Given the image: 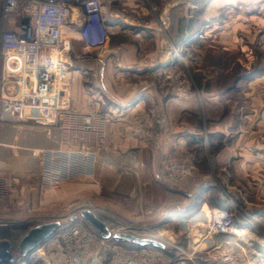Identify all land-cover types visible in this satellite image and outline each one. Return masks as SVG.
<instances>
[{
    "label": "crops",
    "instance_id": "crops-1",
    "mask_svg": "<svg viewBox=\"0 0 264 264\" xmlns=\"http://www.w3.org/2000/svg\"><path fill=\"white\" fill-rule=\"evenodd\" d=\"M218 1L220 0H165V7L158 13L152 9V2L149 0H102L106 21L114 26L117 32L94 54L72 57L74 83L71 105L78 112H86L93 101H98L100 108L114 118L108 146V157L111 161L114 162L116 155L122 154L125 149H145L147 152L151 150V165H157L158 146L135 137L125 123V117L121 115L153 102L156 93L148 76L158 65L177 59V56L171 53L169 55V51L159 57L158 62H152L148 55L149 52H166L163 34L171 9L176 5H183L188 11L185 17L191 19L198 4L212 6ZM225 3L232 2L226 0ZM239 19L237 18L236 24L223 25L219 41L224 44V49L240 45L241 40L236 35L240 25ZM195 32L196 30L185 29V32L181 33L182 40L179 39L178 43L189 41L195 36ZM148 37L155 38L156 46L152 49L144 47L143 43ZM259 69L253 83L264 80V66ZM243 81V78H238L235 85L226 90H206L203 93L207 102L225 107L220 113L225 119H220L215 125L201 126L195 93L184 102L189 108L182 106L180 100L174 96L166 99L173 119L168 149L180 155L189 148L195 156L202 157L201 163L206 166L202 174L196 163L191 162L193 173L177 188L179 191H189L195 199L189 211L192 214L190 219L181 218L180 221L193 230L190 241L193 242L194 249L185 259L193 252L232 243L233 248L236 247L235 250H242H238L239 255L246 259L248 264H264V237L256 233L255 221L245 213L243 220L234 226L235 229L242 230L241 232H216L210 226V218L218 207L206 199V194L212 188L220 187L222 192L224 189L229 190L244 202L246 211L259 216L256 219L264 224V109L242 108L243 103L230 96L232 91L239 90ZM234 101L236 104L232 108V114L236 117L235 123L228 117V105ZM255 101L257 102V99ZM258 101L261 104V101ZM186 110L190 115H195V121L185 123L182 120V113ZM66 120L70 121L71 116H67ZM75 134L61 130L59 125L47 126L26 117L19 123L0 122L1 220L24 223L35 212H42L50 206L54 193L58 190L48 189L41 194V155L36 150L78 148L82 138ZM88 137L95 140L98 136L94 133ZM198 145L204 146L203 154H197V151L193 150ZM161 147L164 149L165 144ZM222 198L223 195L220 197L221 207L228 206V203H223ZM180 211L176 210L171 214H180ZM173 217L177 218L175 215ZM44 245H47L46 248L37 252V255L45 259V264H65L63 252L57 244L51 242Z\"/></svg>",
    "mask_w": 264,
    "mask_h": 264
},
{
    "label": "rangeland",
    "instance_id": "rangeland-1",
    "mask_svg": "<svg viewBox=\"0 0 264 264\" xmlns=\"http://www.w3.org/2000/svg\"><path fill=\"white\" fill-rule=\"evenodd\" d=\"M149 1L152 2L150 4L152 9L158 13L165 7L163 4L165 0ZM157 1L158 4H156ZM225 1L220 0L212 6H207L205 3L198 4L191 19L185 17L188 11L183 5L174 6L169 12L170 14L168 13L169 19L166 20L165 34H163L166 47L164 51L166 52H147L152 62H158L159 57L168 51L169 55L171 53V55L177 56L176 60H169L162 64V66L164 65L162 69H165L166 72L164 76L167 74L170 76L169 78L166 76L164 84L158 81L162 70L159 69L161 65L154 68L148 76L156 93L153 102L162 105L167 117V125L158 139L159 159L157 165H151V150L149 153L145 149L142 151L125 149L122 154L116 155L115 165L112 168L103 170L100 166L95 174L68 179L45 190L40 189L41 194H44V191L48 189H55L58 192L54 193L53 201L47 209L35 212L27 219V222L8 221V230L11 229L14 232V241L17 242L21 234L32 224L83 218L81 212L84 209H90L113 231H130L163 242V249H154L161 251L168 264H202L199 258L210 252L217 251L216 254H220L223 251L231 250L239 254V251H242L241 249L235 250L236 247L233 248L231 243L225 246L220 245L218 248L193 252L188 259H185L188 257L187 254L194 249L193 242L190 241L193 230L181 224L180 221L181 218L183 220L190 219L192 214L189 211L195 199L192 198L189 191H179L177 188L188 176L179 182L163 181L158 177L160 161L164 155L175 157L184 162L191 169V174L193 173L191 162L196 163L202 174L206 170L204 163H201L202 157L195 156L189 148H186L180 155L174 154L168 149L173 119L166 104L167 98L174 96L180 100L182 106L187 107L184 102L195 93L197 95L196 110L200 113L201 126L215 125L220 119H225L220 116L225 107L207 102L203 93L206 90L216 92L226 90L231 85H235L238 78H243L244 83L239 86V90L232 91L230 96L235 101L243 103L242 108H262V102L260 104L258 101H262V99L258 96L257 86L263 84L264 80L255 83L253 81L260 70L259 68L264 66V0H231L232 3L228 4ZM237 18H240V25L236 35L240 38L241 43L238 47L224 49V44L219 41V34L224 28L223 25L238 23ZM189 24L190 27H188ZM185 29L196 30L195 36L189 41H185L184 44H180L178 40H182L181 33L183 34ZM143 44L146 49H152L156 46L155 38L148 37ZM235 101L228 105V117L234 123L236 117L232 114V108L236 104ZM151 104L152 102L147 106ZM181 118L185 123L195 121V115H190L187 110L182 113ZM144 140L157 146V141L154 138ZM164 144L165 148L162 149L161 146ZM193 150L197 151V154L200 152L203 154L204 146L198 145ZM222 195L223 203H228L227 205L233 211L235 223L243 220L242 217L247 213L248 217L250 216L249 218L255 221L256 233L258 232L261 237H264V224L256 219L259 216L246 211V205L235 193H230L225 189L222 192L220 187H215L206 194V199L218 207L216 209H219L221 208L219 203H221ZM176 210H181V213L172 215L171 213ZM174 215L177 217L176 219H174ZM51 242V237L45 241L48 245ZM45 246L47 245L42 243L31 253L32 258H36L35 261L30 259L32 264H45V259L37 255V252L46 248ZM15 254L16 256L19 254L16 247ZM90 261L91 259L88 258L86 264ZM94 261L98 260L94 258ZM18 263L19 260L16 258V262L12 264ZM101 263L108 264L109 262L102 260ZM240 263L248 264V261L241 258Z\"/></svg>",
    "mask_w": 264,
    "mask_h": 264
},
{
    "label": "built area",
    "instance_id": "built-area-1",
    "mask_svg": "<svg viewBox=\"0 0 264 264\" xmlns=\"http://www.w3.org/2000/svg\"><path fill=\"white\" fill-rule=\"evenodd\" d=\"M116 32L106 21L102 0H0V122L19 123L26 117L47 126L59 125L61 130L82 138L78 148L36 150L41 155V190L95 174L100 166L104 170L115 165L108 157L114 118L98 101H93L86 112L73 109L71 61L73 56L85 57L101 50ZM165 73V69L160 71L158 81L162 84L166 76L170 77ZM257 93L264 109V83L258 84ZM67 116H71L70 121ZM121 116L135 136L154 138L159 145L167 125L160 103L152 102ZM94 133L98 137L92 140L88 135ZM158 171L159 179L169 182L191 175L184 162L168 155L161 158ZM60 222L51 238L63 252L65 264H86L88 258L91 261L87 264L94 258L100 264H104L102 260L108 264H168L160 250L103 238L83 218ZM210 226L219 233L231 232L235 226L232 209H216ZM0 228H7L0 230V237L12 242L16 262L19 239L13 240L14 232L8 230L7 221L0 219ZM216 252L200 257L201 263L241 264V256L234 251ZM31 258L30 254L18 264H28Z\"/></svg>",
    "mask_w": 264,
    "mask_h": 264
},
{
    "label": "water",
    "instance_id": "water-1",
    "mask_svg": "<svg viewBox=\"0 0 264 264\" xmlns=\"http://www.w3.org/2000/svg\"><path fill=\"white\" fill-rule=\"evenodd\" d=\"M82 217L92 226L103 238H112L116 241L134 243L141 246H150L163 249L164 243L148 236L138 235L130 231H113L104 221H102L92 210L84 209ZM61 225L60 220L40 222L31 225L20 236L17 243L18 260L23 262L36 248L46 239L51 237ZM15 262L13 254V244L6 237H0V263L10 264ZM92 264H99L94 261Z\"/></svg>",
    "mask_w": 264,
    "mask_h": 264
},
{
    "label": "bare ground",
    "instance_id": "bare-ground-1",
    "mask_svg": "<svg viewBox=\"0 0 264 264\" xmlns=\"http://www.w3.org/2000/svg\"><path fill=\"white\" fill-rule=\"evenodd\" d=\"M0 230H2V231H6L7 230V228H0ZM232 230L234 231V230H236V231H238V232H241L242 230H240V229H235V227L233 226V228H232ZM96 262H98L99 264H100V262L99 261H96Z\"/></svg>",
    "mask_w": 264,
    "mask_h": 264
},
{
    "label": "trees",
    "instance_id": "trees-1",
    "mask_svg": "<svg viewBox=\"0 0 264 264\" xmlns=\"http://www.w3.org/2000/svg\"><path fill=\"white\" fill-rule=\"evenodd\" d=\"M32 259L35 261L36 258L34 257V258H32ZM31 261H32V260H29V261H28V264H32L33 262H31Z\"/></svg>",
    "mask_w": 264,
    "mask_h": 264
}]
</instances>
